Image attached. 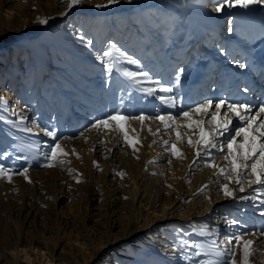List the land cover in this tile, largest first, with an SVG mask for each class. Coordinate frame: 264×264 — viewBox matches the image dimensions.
<instances>
[{
	"label": "rangeland",
	"instance_id": "1",
	"mask_svg": "<svg viewBox=\"0 0 264 264\" xmlns=\"http://www.w3.org/2000/svg\"><path fill=\"white\" fill-rule=\"evenodd\" d=\"M12 1L3 4L0 0V15L6 20H10L12 16L7 12L8 7L16 2L20 5L22 15L20 27L0 26V90L5 93L0 97V117H3L0 120V153H9L8 156L0 155V163L13 170L22 171L27 167L28 180L19 174L12 175L10 181L6 176H0V233L7 232L11 244L16 241L20 244L18 254L14 251L15 245L11 249H6V246L0 244V264L13 263L14 258L18 264H25L28 261L26 255L30 264H57L59 261L67 264L65 261L71 262L73 255L65 246L62 237L64 232H78L81 236L86 235V230L90 229L94 240L103 242L108 240L109 223L105 221L108 216L104 207L108 206L107 197L111 198V194L115 193V187L122 192V195L118 194L121 196L116 205V214L121 215H117V219L121 224L126 220L132 207L126 189L118 185L123 177L119 175L123 173L119 162L132 148L129 144L128 147L124 146L123 136L114 139V142L104 138L96 150L92 149L89 152L92 155L90 159H95L89 165L87 152L81 154L79 149H72L71 146L92 144V140L88 139L85 132L90 131V135L93 130L92 123L96 119L104 118V114L110 113L109 107L116 104L118 90L120 110L124 115L136 116L143 109L145 115L154 116L153 113L157 109L167 108L155 96H146L131 87L121 71H144L150 74L153 81L163 80V76L166 75L172 82L177 83L180 93H174L177 103L170 109L171 114L177 117V122L184 121L180 117L181 110L201 103L200 101L191 104L186 100L196 75L190 72L189 57L178 58L174 66L167 70L170 22L158 7H150V4L143 0L131 2L128 0L129 5L121 9L112 8L115 4L107 6L105 10L109 11L112 8L107 13L104 9L95 7L96 4H101L97 3V0H83L82 5L63 16L60 13L65 12L66 5L62 4L61 0ZM187 1L215 12L213 9L216 5L213 0ZM229 16L224 14L219 18V27H228ZM133 17L142 19V24L137 28L141 30L142 36L138 42H134L137 50L132 53L133 59L139 61L138 64H131L129 59H123L121 55L127 50L125 43L127 26L124 19ZM40 19L48 22L40 24ZM217 31L222 30L218 28ZM151 36H156L158 43L151 45L149 43ZM202 37L204 38L202 45L206 44L208 48L217 41L213 32L205 31ZM196 49L197 45L192 51L195 59L196 54L200 53ZM262 49L264 53V42ZM105 52H111V55L105 57L103 55ZM234 61L235 59L231 62ZM109 62L117 65L110 71L105 67ZM196 69L203 77H207L206 70L202 69L200 64ZM147 86L155 85H141ZM212 92V99L224 97L223 89L215 87ZM158 95L160 93H157ZM213 110L214 108L210 111ZM225 110L222 109L221 114ZM23 111L28 114L24 121L26 126L32 127V121L35 119L40 129L54 131L56 135L48 136L45 131H40L41 134L38 132L34 134V131L25 133L13 127V123L10 122L19 120L13 114ZM29 138L37 143L40 153L48 152L49 145L59 142L68 153L62 157L66 161L65 164L45 167L42 155L30 160L17 159L18 156L28 153L17 151L16 145L29 143ZM122 147L125 148L124 152H120ZM112 149L117 150L111 153ZM128 156L124 160L128 172L131 170L130 173L135 175L142 173L141 166H145L146 162L143 163L137 156ZM101 162H106L108 166H101ZM93 164L95 166H92ZM106 168L109 169L105 171ZM194 173L200 171L196 169ZM91 192L97 194L94 195L96 198L94 202L88 201ZM184 196L186 197V194ZM91 204L94 209L91 208ZM229 204V207L223 205L221 210L220 205L214 209L220 210L221 217L231 214L229 218L236 217L243 224L241 212L244 204L233 201ZM172 209L171 206L167 207L168 211ZM176 213L181 215L180 211L175 212L174 216L165 214L166 223H158L160 225L158 231H163L162 237L170 236L169 241H172V245L178 234L185 239L199 240L207 245L208 241L189 229L195 222L197 213L188 219L183 215L181 217L184 219L177 218ZM142 214H145L144 210ZM201 223L198 222V225ZM262 225L264 217L258 215L251 228L254 227L253 230L257 233ZM121 231V229L114 231L116 234L113 237L117 244L113 245L107 254L109 261L112 260L114 263L119 260L117 255L122 253L126 256V259L123 258L126 262L119 264H131V260L138 264H183L178 250L160 254L158 249L162 243H158L157 248L152 243L148 247L143 245L141 240L135 238L127 240L126 233L121 236ZM143 234H146V231ZM218 236L216 238L222 241L224 235ZM243 239H246V235ZM58 245L63 249H57ZM132 247L137 249L134 251ZM100 248L102 247L97 249ZM48 250L52 253L50 262L45 259ZM102 253L104 254V250L97 254ZM173 253L178 255L176 258L178 260L173 261L170 256ZM199 258L206 257L202 253ZM153 261L156 263H152ZM249 264H264L263 256L258 252L253 253L249 258Z\"/></svg>",
	"mask_w": 264,
	"mask_h": 264
},
{
	"label": "bare ground",
	"instance_id": "2",
	"mask_svg": "<svg viewBox=\"0 0 264 264\" xmlns=\"http://www.w3.org/2000/svg\"><path fill=\"white\" fill-rule=\"evenodd\" d=\"M10 1L12 0H1L3 4L14 2ZM105 1L106 0H97V3L105 4ZM131 1L133 0H130L129 2ZM143 1L150 4V7H158L170 22L169 25L171 26V29L168 33L170 41L168 42L169 55L167 59V70L174 66V63L178 58L189 57L188 62L190 64V72L195 73L196 76L192 82L191 90L187 93V102L194 104L195 102L200 101L202 103L205 99H212V91L217 87L224 90L222 94L224 97H228L232 100H239L241 102H250L254 105L255 110L258 111L260 105L264 104V53L262 49V44L264 42V4H252L248 8H241L239 6L233 8L225 7L220 13H217L210 12L197 5L195 6L187 0ZM129 2L128 0H121L112 8H124L129 5ZM19 7L20 5L18 2L11 7H8L7 12L9 15L11 13L12 16L10 17V20H6L3 15H0V26L9 25L12 28L20 27V17L22 15ZM112 8H110L109 11ZM109 11L107 9L105 10V13ZM224 14L230 15L227 28L219 27V18ZM124 20L125 25L127 26L125 29V43L127 50L123 51L122 54L128 56L130 60L133 59L132 53L137 50L136 46H134V42H138L142 36L141 30L137 29L138 26L142 24V19L141 17H133L130 19L125 18ZM218 28L222 31H217ZM205 31H209V33L213 32L217 37V41L210 48H208L206 44L202 45L201 43L204 39L202 36ZM149 43H151V45L158 43L156 36H151V41ZM195 45H197L196 50L200 51L198 55L196 54V59L195 54L192 53ZM241 58H243L242 64L244 67H240ZM234 59L235 61L231 62ZM198 64L201 65L202 69L206 70L207 77H203L197 71L196 68ZM59 75L61 74L59 73ZM162 79L163 82L172 87L173 95L175 92L180 93L177 83L172 82L170 77L165 75ZM213 85L214 87H212ZM245 89H248V91H245ZM3 94L5 95V93L0 90V97H2ZM119 96L120 93L118 90L116 104L109 107L110 112L113 109L121 108ZM156 112H154L153 115H155ZM18 113L19 112L13 114L18 119L20 118V114L28 117L26 111ZM253 114H255V111ZM106 115L107 114H104V116ZM260 118H264V114H261ZM193 119H200V117L195 115L193 116ZM183 123L184 121L177 122L178 125H182ZM236 124L239 123L237 122ZM111 125L112 127L110 128L101 127L99 130L92 128L93 130L90 135V131L85 132L89 137L88 139L92 140V144L90 143L88 146L86 145L87 147L84 144H75L71 146V148L79 149L81 154H86L87 152V164L89 165L90 162L93 163L95 159H90L92 155H90L91 153L89 152H91L92 149L96 150L104 138L111 139V141L114 142V139L123 136L122 132L117 130V133L115 134V131L112 130L115 127V122H111ZM122 126L125 131L128 132L129 137L135 144L136 150H134L133 147L130 148L128 155L132 157L137 156L140 160H143V163L146 162L144 163L146 164L145 166H141L143 170L139 175L130 173L131 170L128 172L126 168L127 164L124 162V160L129 157L128 155V157L122 156L121 161L119 162V167L123 171V177L118 185H121L126 189L127 197L132 205L131 211L127 214L126 220L121 224L117 219L120 214H116V205L122 192L115 187V193L111 194V198L107 197L109 203L108 206L104 207L105 212H107L106 216H108L105 221H108L109 223L108 240L106 242L94 240L92 238L93 232H91L90 229L86 230V235L81 236H79L80 234H78V232H64L62 237H64L65 246L73 255L71 262L65 261L67 264H119V262H126V260L123 259H126V256L122 253L117 255L119 260L117 259L114 263L112 260L111 262L107 259L108 252H110L113 245L117 244L113 237L116 234V232H114L116 229L122 230L121 236L126 233L127 240L135 238L141 240L143 245L148 247H150L152 243L156 245L157 248V244L162 243L159 245L160 248L158 249L160 254H162V252L171 251L173 250V247L172 241H169L170 236L166 235L162 237L163 231H158V228L160 227L158 223L164 222L165 224V214H167V216H174V213L178 211L181 212V215L176 213L175 216L177 218H182L181 216L183 215L185 219H188L190 216L197 213L195 222L189 227L191 230L193 224L198 225V222L201 221L202 223L209 225V228H215L217 230V236L223 234L224 237L222 241H224L227 236L233 234L235 229L230 228L225 223V216L221 217L222 214H219L221 213L220 210L223 208V205L229 207V203L233 200L225 197L221 191L217 190V181H221L222 177L214 176L216 169L204 166L203 161L194 164L195 150L188 146L186 142L181 145L175 140V131L183 132L185 131L183 127H177L175 131H161L158 135H153V133L156 132V129L161 127L160 121L156 119L145 120L143 125L139 120L135 121L134 119H131L123 122ZM149 129H151V132ZM94 130L95 132L93 133ZM188 131L191 135L192 130L189 129ZM37 132L38 134H41L39 130L35 129L34 134H37ZM170 136L172 137L173 142L177 143V146L181 148L184 158L173 157L171 154L164 152L162 141L169 139ZM137 140L139 143H135ZM122 141L124 146L128 147V143L124 140ZM153 141H155V143H153ZM114 150L117 149H112L110 152L112 153ZM124 150L125 148L122 147L120 152H124ZM149 161L153 162L149 163ZM169 161H171L170 164ZM214 162L220 166H223L226 163L223 156L219 154H215ZM100 165L108 166L106 162H101ZM190 165H192L191 168ZM92 166H95V164ZM108 169L106 168L105 171ZM196 169H198L200 173H194ZM245 180H247V178H245ZM223 182L229 183L230 187L234 186L229 181ZM169 185H171V187H169ZM204 185H207L206 190L203 192L199 191ZM118 194L121 195L118 196ZM184 194H186V197ZM94 195L97 194L91 192V195L88 198L89 202L96 201ZM237 195L253 196V193L250 190L246 193H239L237 190ZM259 200H264V196H260ZM233 202L244 204L241 217L244 219L243 224L247 226L248 234H246V239L254 241V244L250 246L251 249L255 250L253 253H260L264 260V236H261L259 231L256 233V230H253L254 227L251 228L252 222L255 221V217L258 215L261 216L260 212L262 211V208L256 206L259 201L250 199L248 201ZM253 203H256V205H253ZM217 205H220V210L214 209ZM90 206L94 209L92 204ZM169 206H171V209L173 208L171 211L167 210V207ZM143 210L145 214H142ZM256 228L257 227H255V229ZM144 231H146V234H143ZM166 232H168V230ZM195 234L198 235L197 233ZM121 236L119 235V237ZM202 238L205 241H208L209 239L216 237ZM0 244L6 246V249H11L15 245L16 249L14 251L17 254L19 253V242L16 241V243L11 244L7 232L0 233ZM221 246L223 247V245ZM99 247L102 248L99 250L97 249ZM59 248L60 250L63 249L58 245L57 249ZM132 249L135 251L137 247H132ZM103 250L104 254H97ZM234 251L236 252L237 260H239L242 256L241 248L234 247ZM170 256L173 261L178 260L176 259L178 257L176 253H173ZM25 257L28 260L25 264H30L28 256L26 255ZM50 257H52V253L48 250L45 255L47 262L51 261ZM154 262L155 261L152 263ZM130 263L138 264V262L133 260H131ZM5 264L18 263L17 259L14 258L13 263L5 262ZM57 264L62 263L59 261Z\"/></svg>",
	"mask_w": 264,
	"mask_h": 264
},
{
	"label": "snow or ice",
	"instance_id": "3",
	"mask_svg": "<svg viewBox=\"0 0 264 264\" xmlns=\"http://www.w3.org/2000/svg\"><path fill=\"white\" fill-rule=\"evenodd\" d=\"M118 2L119 0H106L105 4H96L95 7L105 8ZM61 3L66 5L65 12L60 13L63 16L75 7L82 5L83 0H61ZM213 3L216 5L213 11L220 13L225 7L248 8L252 4H264V0H213ZM47 22L45 19L39 20L40 24ZM88 43L90 44L91 41ZM103 55L108 57L111 52H105ZM121 55L123 59H129L126 55ZM129 62L131 64L139 63L136 59H130ZM116 66L115 63L109 62L105 67L106 70L110 71ZM240 67H244V65L241 64ZM121 74L130 82L131 87L146 96H155L167 108L158 110L154 116L145 115L143 109L140 110L139 115L127 116L117 108L113 109L104 118L96 119L91 127L97 130L101 127L110 128L112 127L111 122H115V127L112 130L122 132L123 140L134 150H136L135 144L122 126V121L136 119L143 125L145 120L156 119L160 121L161 127H158L153 135H158L161 131L171 132L175 131L177 127H183L185 131H175V140L181 145L186 142L188 146L195 150L194 164L203 161L204 166L216 169L214 176L222 177L221 181H217V190L233 201L258 200L256 206L262 208L260 215L264 217V200H259L260 196H264V118H260L261 114H264V104H261L258 111H256L254 105L250 102L232 100L228 97L205 99L204 102L197 103L187 110H181L180 117L183 118L184 123L178 125L177 117L170 112V109L175 107L177 103V98L172 94L173 89L171 86H168L162 80L153 81L150 74L144 71L122 70ZM142 84H154L155 86L141 87ZM245 91H248V89H245ZM157 93H160V95L157 96ZM212 108L215 110L210 111ZM222 109L226 110L221 114ZM254 111L255 114H253ZM195 115H198L200 119H193ZM2 119L3 117H0V120ZM26 119V116L20 114L19 120L10 123H13V127L19 128L25 133H32L34 129H37L45 131L48 136L56 135L54 131L40 129L35 119L32 121V127L26 126L24 123ZM237 122L240 125L238 127L236 126ZM189 129L192 130L191 135ZM233 129L235 134H233ZM149 131L151 132V129ZM135 143H139V141L137 140ZM162 143L165 153H169L173 157L184 158L181 148L173 142L171 136ZM38 147L37 143L31 138H29L27 144L20 143L16 145L17 151L28 153L27 155L18 156L17 159L30 160L37 155H42L45 160L43 165L45 167L63 166L65 164L66 161L62 157L68 155V153L64 151L59 142L49 145V151L45 153H40ZM33 150L36 151L33 152ZM215 154L223 156L224 161H226L223 166L214 162ZM0 155L8 156L9 153L2 152ZM152 162L149 161V163ZM170 163L171 161H169ZM191 167L192 165H190ZM69 171L71 170L69 169ZM27 172V167H24L22 171L13 170L0 163V176H6L9 181L11 176L15 174L22 175L25 180H28ZM119 175L122 176L123 173ZM246 177L247 180H245ZM223 181H229L235 187H230L229 183ZM206 188L207 185H204L199 191L203 192ZM237 190L239 193H246L250 190L253 196L237 195ZM230 216L231 214L225 216V223L235 231L227 236L224 241H219L217 237L209 239L207 245H205L199 240L185 239L179 234L176 236L172 247L174 251H179L183 264H249V257L255 251L250 247L254 244V241L243 239L244 235L248 234L247 226L241 224L238 218H229ZM191 227L192 231L201 237L217 236V230L209 228L206 223H201L198 226L193 224ZM258 231L261 236H264V225ZM234 247L241 248L242 256L239 260L236 258ZM202 253L206 258L198 259Z\"/></svg>",
	"mask_w": 264,
	"mask_h": 264
}]
</instances>
